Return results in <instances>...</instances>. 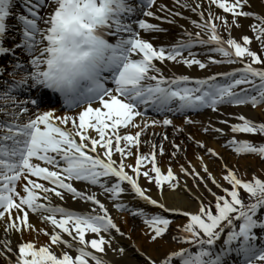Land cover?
<instances>
[{
  "label": "snow or ice",
  "instance_id": "6c2138e0",
  "mask_svg": "<svg viewBox=\"0 0 264 264\" xmlns=\"http://www.w3.org/2000/svg\"><path fill=\"white\" fill-rule=\"evenodd\" d=\"M18 3L17 9V0H0V56L12 57L9 64L0 65V227L4 229L0 260L4 264H114L106 258L108 250L123 257L126 249L112 248L113 232L122 237L125 233L100 199L104 196L117 212L142 219L149 243L159 244L171 232V216L184 218L177 227L179 234L172 237L180 247L164 249L155 259L141 253L146 264H231L232 256L238 264H264V178L254 174L244 180L225 162L222 180L228 187H224L209 172L204 156H197L203 173L223 195L208 187V180L191 162L190 170L182 165L181 171L197 181L198 191L204 185L212 197L206 202L202 194L192 193L186 180L180 183L171 165L166 174L162 171L157 157L164 155L163 143L142 139L149 128L176 127L164 114L187 116L244 106L264 110V7L258 13L252 0H206V5L205 0L194 4L173 0L174 6L199 16V21H190L198 31L184 29L186 39L156 47L143 34L166 29L149 19L168 24H176V17L188 19L158 0ZM242 18L256 22L249 26L254 37L242 35L237 40L232 31L245 27ZM15 26L19 43L5 46ZM221 29L227 31V39ZM254 40L260 52L251 47ZM197 48L199 52L194 51ZM16 49L27 54V63L15 56ZM157 62L195 66L205 72L217 65L242 66L192 78L166 76ZM42 90L61 98L60 111L65 114L57 115L56 108L45 106L39 95ZM75 109L80 111L68 114ZM149 111L164 118L151 119ZM220 115H227L219 123L231 133L223 147L264 162V139L241 138H264V115L259 119L243 113ZM202 131L229 135L211 125ZM188 139L205 155L223 159L206 143ZM142 145L150 151L142 152ZM171 145L174 158L187 152L174 140ZM141 179L157 187L158 198L142 186ZM77 184L85 185L84 190ZM178 190L188 191L198 201L195 212L168 206L166 192ZM126 194L145 207L124 203ZM68 196L87 205V210L65 207ZM32 216L44 227L33 224ZM33 233L36 240L25 239ZM41 235L49 238L43 245L38 243Z\"/></svg>",
  "mask_w": 264,
  "mask_h": 264
},
{
  "label": "rangeland",
  "instance_id": "374dc122",
  "mask_svg": "<svg viewBox=\"0 0 264 264\" xmlns=\"http://www.w3.org/2000/svg\"><path fill=\"white\" fill-rule=\"evenodd\" d=\"M229 20H231V19H229ZM240 22L242 24L244 22L247 24L249 36L254 37V33L250 30L249 26L253 23H256V22L254 20H244V19H241ZM236 29L239 31L241 30L240 28H236ZM222 35L224 36L225 39L228 38L227 31L224 29H222ZM251 47L253 48V50L260 52V45H259V43L255 42V40H254V43ZM261 55H264V53H261ZM216 59H220V57H216ZM237 65H239V64L212 66L211 72H208V75L215 74L218 72L228 71L230 69L236 68ZM220 112L229 113V114L243 113L247 116H254L255 115L257 117V119H259L262 115H264V110H262V109L254 110L249 106L221 107ZM220 112H218L216 114L212 113L213 115L210 119V123H207L204 127H207L209 125H211L212 127H221V128H224L225 132H228L229 135L220 137V136H218V134H216L214 132H209V133L205 134L202 131V129L204 127L202 128V126L200 124L196 125L197 127L189 128V129H187L186 132L178 134V135H182L185 133L183 137L178 138L176 143L181 144L182 148H186L187 152L186 153L180 152L177 154V157L182 158V160L184 162V160L188 157L187 153L190 152L191 150H194V152H196V154L198 156H204V162L208 163L210 165L209 172L211 173L212 176H215L218 181H220L222 184H224V187H228V185L222 180V169H223L225 162L227 163L228 168L236 170L237 175L240 176L244 180H251L253 178L254 174L259 175L261 178H264V162H262L259 158L254 157V156H240V155H237L234 152H232L230 149L223 147V145H225L227 143L228 139L230 138L231 133H230V129L226 125H222L219 123V120L227 119V115L221 116ZM232 122L235 123L237 121H232ZM188 136L194 137L195 141H197L196 140L197 136H201L203 138V140L202 139L201 140L207 144V147L209 149H214L217 153H219L220 157H223V159L222 160L216 159V158L210 157L208 155H205L203 150L196 147L194 141H191L188 139ZM241 138H248V139H251V140L256 141V142H259L260 140L264 139V138L259 137V136H257V137L242 136ZM157 142L159 143L160 139H157ZM184 144L186 145L185 147H183ZM163 147H164V152L167 153L165 155V159L166 160L173 159L174 158L172 156L173 148H172L171 143L163 142ZM194 158L191 159V162L192 161L194 163L200 162L197 159V156H195ZM186 168H189V165L186 164ZM196 168H197V170H200L201 174L204 176V178L206 180H208V187L211 188V190L213 192H216L220 195H223L221 190L219 188H217L214 184H212L211 180L209 179L208 174L203 173L202 168L198 169V166ZM189 170H190V168H189ZM185 179L187 180L188 187L192 190V193H196V195L202 194V197L205 199L206 202H207V200L212 199V197L209 195L207 189L204 188L203 184H201L200 190L198 191L195 187V185L197 183L196 180H194L191 176H185ZM179 180H180L181 184L184 183L183 178H179ZM144 187L150 188L151 191L153 189L157 188L154 184H148L147 181H145ZM165 187H167V186H165ZM177 192H180V194L185 196V197L187 196L189 198V201L192 203H194L193 200H196L193 196L191 197L189 195L190 193L186 190H178ZM245 200L248 201L247 198H245ZM167 216H171V215H167ZM171 218L174 220V223L171 226V232H169L165 236L164 240L160 242V245H165L166 247H169V248H179L180 246L173 242L172 237L174 235L179 234L177 232V227L180 224H183V222H185V220L183 217H179V216H171ZM137 222L132 221V223H130V225L132 226L130 228V232L133 234L146 227L143 224L142 219H140L139 221L137 220ZM137 264H146L145 257H141L138 260Z\"/></svg>",
  "mask_w": 264,
  "mask_h": 264
},
{
  "label": "bare ground",
  "instance_id": "6f19581e",
  "mask_svg": "<svg viewBox=\"0 0 264 264\" xmlns=\"http://www.w3.org/2000/svg\"><path fill=\"white\" fill-rule=\"evenodd\" d=\"M252 3L255 5L254 10L256 12L260 13L262 10V7H264L262 1L261 0H252ZM164 4H166V6H169L170 8H172L171 5H173L172 2H170V1L164 2ZM244 26L245 27L240 31L236 30L235 28L233 29L232 35L237 40H240L242 35H248V28H247V24L245 22H244ZM166 29L167 30L170 29L171 32H174L173 29L176 30V32H177L176 41H177V39L181 38V35H182L181 33L183 32L182 30L179 31L176 28L169 27V26H167ZM143 35H144V38L149 40L151 43H153L154 46H160L163 44L161 41L158 44L153 42V37L155 36L154 34H143ZM15 37H16V35L13 36V38H15ZM171 39L172 40H170L169 44H171L174 41V38H172V36H171ZM161 40L163 41V40H168V39H161ZM158 66L161 67V65L159 63H158ZM161 68L163 69L166 76H171L173 73H175L177 75H179V74L189 75L192 78H204L205 76L208 75L207 72H205V71L198 73L197 72L198 68H196V67H194L190 70H187L184 67H181L179 65H177V67H175V68L172 66H170V67L168 66L165 68L161 67ZM211 117H212L211 114H207L204 117L198 118L197 122H199V123L201 122L203 124L202 127H204L207 123H210ZM133 131H135V129ZM196 138H197L196 139L197 141L203 142L202 141L203 138L201 136H197ZM185 146L186 145L184 144L183 147H185ZM187 155H188V157L184 160V162H183L182 158H179V157L173 158L171 160H164V159L162 160L160 158H157V159L159 162V166L162 168V171L165 174L167 172V168L169 167V165H171L175 174L178 177H182L185 181L186 179L184 177V173L181 171L182 164L184 163L183 166L186 168V164L189 165V162H191V159L194 158L195 156H198L196 154V152H194V150H191L190 152H188ZM129 162L134 164L135 160L130 159ZM191 163H192V165H195V167L198 166V169L202 168L201 162L194 163L192 161ZM208 166L210 168L209 164H208ZM140 183L143 185V183H145V181L141 179ZM80 187L85 188V186H82V185H80ZM94 191H96V190H94ZM150 194L154 198H158V190H152ZM166 197H167V204L169 207H173V208H177V209L183 208V209H185L187 211H191V212H195L197 210V205L190 202L188 200V198L181 195L180 192L173 193L171 191H167ZM102 199H103L104 203L110 207V210L114 209L112 207L111 203L108 200H106L104 196H102ZM66 201H67L66 206L72 210L84 211V210H87V208H88V206L83 204L82 202L74 201L72 198H69V197L66 198ZM122 201L124 203L129 204L130 206H139V207L144 206L142 202H139L136 199H134L131 194L124 195L122 198ZM111 215L114 217L115 222L119 225L121 230L125 233V235L123 237L120 236L119 234L113 233V244L114 245L112 244V248H116L117 246H122L126 249V253L123 257H120L118 255L114 256L112 250L111 249L108 250L106 258L108 260H112L114 262V264H137L138 260L142 256L141 253H146L147 255L152 256L155 259V258H157V256L160 254V252L162 250L169 248V247H166L165 245H160V243L159 244L149 243L147 241V238L144 235V232L146 231L145 228L141 229L138 232H135L134 234L131 233L130 228L132 226L130 225L129 221L127 220L126 215H123V214L118 215V214H114V213H111ZM31 222L33 224L37 225V227H41V228L44 227L43 225H41L39 223V221L37 220V218L35 216L31 217ZM3 232H4L3 227H0V235H3ZM25 239L32 241V240H36L37 238H36L35 233H33L30 236H25ZM48 239H49L48 237L41 235L38 239V243L43 245V244L48 242ZM16 240H17V242H19V237H17ZM0 264H4V261L0 260Z\"/></svg>",
  "mask_w": 264,
  "mask_h": 264
}]
</instances>
